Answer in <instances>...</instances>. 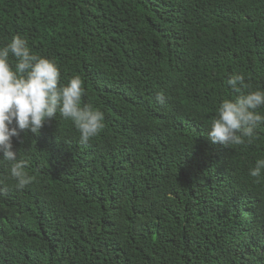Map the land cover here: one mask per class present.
Masks as SVG:
<instances>
[{"label": "trees", "instance_id": "obj_1", "mask_svg": "<svg viewBox=\"0 0 264 264\" xmlns=\"http://www.w3.org/2000/svg\"><path fill=\"white\" fill-rule=\"evenodd\" d=\"M16 35L105 127L82 144L57 114L12 138L33 180L0 161V264H264V125L208 138L231 75L264 91V0H0V47Z\"/></svg>", "mask_w": 264, "mask_h": 264}, {"label": "clouds", "instance_id": "obj_2", "mask_svg": "<svg viewBox=\"0 0 264 264\" xmlns=\"http://www.w3.org/2000/svg\"><path fill=\"white\" fill-rule=\"evenodd\" d=\"M10 54L15 58L10 65ZM227 84L237 93L235 99H224L212 119L208 138L226 148L252 143L256 130L264 125V115L257 109L264 107V91H244L249 88L245 76L236 73ZM85 88L80 76L60 83V71L54 61L32 54L25 38L13 36L6 46L0 47V153L10 165V176L18 190L32 183L26 171L27 161L17 159L12 138L30 130L38 134L45 123L56 118L70 120L79 132L82 144H87L104 129V114L90 103L82 104ZM157 99L164 100L163 93ZM264 159H257L249 175L260 178Z\"/></svg>", "mask_w": 264, "mask_h": 264}]
</instances>
